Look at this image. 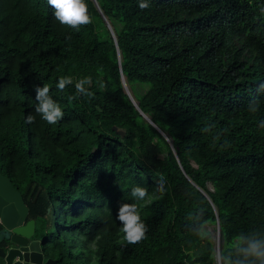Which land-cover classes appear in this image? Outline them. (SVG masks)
Returning a JSON list of instances; mask_svg holds the SVG:
<instances>
[{
    "label": "trees",
    "instance_id": "1",
    "mask_svg": "<svg viewBox=\"0 0 264 264\" xmlns=\"http://www.w3.org/2000/svg\"><path fill=\"white\" fill-rule=\"evenodd\" d=\"M138 2L88 0L93 22L77 31L47 0H0V172L23 192L37 185L34 198L41 188L25 199L59 264H218L190 214L203 210L225 252L264 228V0ZM67 75L91 76L94 96L70 101L74 84L56 88ZM43 84L65 113L55 125L35 112ZM210 124L227 129L219 142ZM136 186L149 231L130 245L117 213Z\"/></svg>",
    "mask_w": 264,
    "mask_h": 264
},
{
    "label": "clouds",
    "instance_id": "2",
    "mask_svg": "<svg viewBox=\"0 0 264 264\" xmlns=\"http://www.w3.org/2000/svg\"><path fill=\"white\" fill-rule=\"evenodd\" d=\"M47 4L54 10V17L59 23L68 28L79 31L82 26L93 22L90 14L88 0H47ZM138 6L141 10L148 9L150 4L148 0H139ZM264 12V8L261 9ZM71 37L69 36L68 39ZM75 94L69 96V100H77L81 96L93 97L94 93L90 91L93 84L91 76L75 79L71 75L61 76L56 84L58 91L63 92L66 87L73 85ZM101 90L106 85L98 81ZM50 87L43 84L42 87L36 86V107L35 112L42 120L48 124L55 125L63 119L65 113L61 105L50 95ZM260 92H264V84L260 85ZM260 100H250L248 111L255 113L259 110ZM27 123H34L35 116L29 114L26 118ZM259 127L264 128V120L259 122ZM215 130V125L210 124L202 129V132L212 133L213 141L219 142L227 129ZM230 141L225 138L222 148H229ZM166 179L161 174L156 181L155 191L163 196L166 192ZM134 203H123L118 210L117 219L122 225L120 231L123 233V240L127 244L136 245L147 238L149 228L141 216L140 201H146L149 196L146 187L136 186L131 191ZM189 219L192 221L190 231L201 240L209 239L211 233L207 228V223L203 219V210H197L190 214ZM219 264H264V228H254L249 231L239 232L233 240L230 250L219 252Z\"/></svg>",
    "mask_w": 264,
    "mask_h": 264
},
{
    "label": "water",
    "instance_id": "3",
    "mask_svg": "<svg viewBox=\"0 0 264 264\" xmlns=\"http://www.w3.org/2000/svg\"><path fill=\"white\" fill-rule=\"evenodd\" d=\"M105 20L114 35L110 23L106 18ZM125 86L131 95L126 80ZM135 105L137 106V103ZM141 114L144 115L143 112ZM145 118L148 119L146 116ZM119 133L122 137L126 135L124 132ZM161 134L167 138L163 133ZM36 189L37 185L31 182L23 192L7 174L0 172V223L2 224L0 264H59L58 260L51 255L47 240L36 237V221L31 218V209L25 199L27 195L28 201L34 199L36 203L41 188L34 198ZM221 242L222 237L220 236L219 252Z\"/></svg>",
    "mask_w": 264,
    "mask_h": 264
},
{
    "label": "rangeland",
    "instance_id": "4",
    "mask_svg": "<svg viewBox=\"0 0 264 264\" xmlns=\"http://www.w3.org/2000/svg\"><path fill=\"white\" fill-rule=\"evenodd\" d=\"M61 232H64V233H68V229L64 228V226L61 225V228L59 229ZM208 230L213 234L214 236V239H215V243L217 245V248L219 249L220 248V232H219V228L216 229L215 226H208ZM51 233H54L55 234V229L53 228L52 229V232ZM75 251V250H74ZM218 264H219V259H218Z\"/></svg>",
    "mask_w": 264,
    "mask_h": 264
},
{
    "label": "crops",
    "instance_id": "5",
    "mask_svg": "<svg viewBox=\"0 0 264 264\" xmlns=\"http://www.w3.org/2000/svg\"><path fill=\"white\" fill-rule=\"evenodd\" d=\"M34 220V219H33ZM1 224V223H0ZM1 230H2V224H1ZM45 235L49 233V229L45 230ZM36 235H37V221H36Z\"/></svg>",
    "mask_w": 264,
    "mask_h": 264
}]
</instances>
